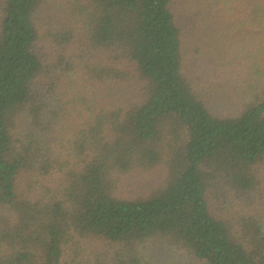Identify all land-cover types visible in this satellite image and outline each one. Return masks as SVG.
Segmentation results:
<instances>
[{
  "label": "trees",
  "instance_id": "trees-1",
  "mask_svg": "<svg viewBox=\"0 0 264 264\" xmlns=\"http://www.w3.org/2000/svg\"><path fill=\"white\" fill-rule=\"evenodd\" d=\"M0 264H264V0H0Z\"/></svg>",
  "mask_w": 264,
  "mask_h": 264
}]
</instances>
